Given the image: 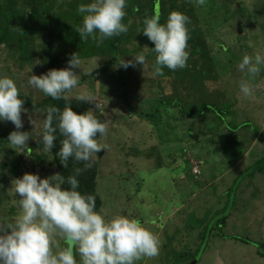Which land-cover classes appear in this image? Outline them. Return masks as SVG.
<instances>
[{
    "label": "rangeland",
    "instance_id": "rangeland-1",
    "mask_svg": "<svg viewBox=\"0 0 264 264\" xmlns=\"http://www.w3.org/2000/svg\"><path fill=\"white\" fill-rule=\"evenodd\" d=\"M27 1L0 0V37H6L0 43V75L16 81L24 100L27 111L21 114L20 131L29 134L27 145L39 139L46 107L38 105L48 98L28 85L29 76L65 68L70 55L77 53L82 60V69L75 70L80 84L69 98L91 91L107 119L108 132L98 138L105 148L95 156L101 210L107 216L119 213L139 219L160 240L159 255L136 264H184L196 258L203 229L221 220L225 212H229L227 219L219 227L227 237L212 235L197 264H264V250L258 246L264 244V166L257 170L264 163V68L250 80L253 94L247 97L239 85L248 77L237 69L245 54L264 55V0H232L247 9L246 27L240 32L232 16L224 26H217L223 18L222 3L208 6L218 23L215 29L213 25L206 32L203 29L215 66L207 70V76L201 59L196 64L188 59L185 68H164V75L155 78L140 65L119 66L122 58L131 60L142 51L150 65L154 62L155 55L143 48L151 49L154 44L138 33L152 0H127L123 23L128 32L99 46L91 37L81 40L76 31L82 24L78 5L91 0H37L40 15L31 14ZM222 1L228 4L229 0ZM193 6L201 23L207 14L205 5ZM233 8L234 4L229 5L236 18ZM49 44L50 56L45 53ZM90 108L95 110L94 103ZM182 112L200 116L184 119ZM14 130L11 122H0V137L6 144L0 145L3 161L11 149H17L7 139ZM258 131L263 136L253 143ZM191 154L203 164L200 177L191 174ZM243 154L250 157L243 160ZM225 163L231 164L229 170L221 168ZM30 168L22 164L21 176L26 172L41 178L53 175L48 166L46 174L39 167ZM13 171L4 168L9 198L2 205L13 208L5 224L20 213L19 197L12 186L18 177ZM244 174L249 176L243 179ZM230 188L234 199L228 196ZM230 236L247 238L249 243L228 239ZM56 242L67 246L62 237L57 236ZM74 254L80 264L78 253Z\"/></svg>",
    "mask_w": 264,
    "mask_h": 264
},
{
    "label": "clouds",
    "instance_id": "clouds-1",
    "mask_svg": "<svg viewBox=\"0 0 264 264\" xmlns=\"http://www.w3.org/2000/svg\"><path fill=\"white\" fill-rule=\"evenodd\" d=\"M203 6L207 0H193ZM127 0H91L78 5L77 12L82 16V24L76 28L81 40L91 37L97 46L104 40L121 33H127L123 23L126 16ZM190 18L182 12L172 11L164 23L159 14L143 19L142 32L153 48L144 46L145 51L155 54L150 65L142 51L131 60L119 61V66L127 69L142 66L144 71L151 70L155 78L164 75V68L183 69L189 58L188 40L190 39ZM82 60L77 53L70 55L67 66L49 69L41 75H31L28 85L39 89L45 96L54 100H69V94L80 84L76 69H82ZM264 68V55L245 54L237 64V69L248 79L239 85L244 96L253 94L250 80ZM31 71V70H30ZM78 101L94 103L93 109L77 113L66 103L63 110L49 106L43 122L41 137L43 149L51 152L55 146L56 133L64 137L57 153L64 168L70 158L84 162L83 169L77 168L74 175L65 179L60 173L47 178L39 174L24 173L12 181L14 194L18 195L16 204L19 215L7 224L0 223V264H136L142 258L159 255L158 235L146 227L139 219L129 215L107 216L96 210V197L81 193L77 177L92 167L93 158L104 150L98 142L99 136L108 132V126L101 122L96 113L103 114L104 108L97 103L91 91L79 92ZM24 100L16 81L0 75V122L9 121L14 131L9 133L8 144L21 151L27 146L29 134L19 131L23 128L21 119ZM34 124V121H31ZM67 184V187H62ZM67 241L60 247L56 237Z\"/></svg>",
    "mask_w": 264,
    "mask_h": 264
},
{
    "label": "trees",
    "instance_id": "trees-1",
    "mask_svg": "<svg viewBox=\"0 0 264 264\" xmlns=\"http://www.w3.org/2000/svg\"><path fill=\"white\" fill-rule=\"evenodd\" d=\"M36 1L37 0H28L25 3V5H27L26 7L30 9L32 15H40V13H39L40 10L38 9V4ZM220 3H222L224 9L222 8V11H223L222 21L218 23L217 21H214L216 19V16H214V12L211 11L212 8L209 9L208 6L212 5V4L217 5ZM232 4H234L233 12L235 13L236 18L234 17V15H232V11L229 10V5H232ZM193 5H194L193 0H152L151 4H150V9L148 11V16H151L153 14H159L160 22L164 23L170 12L179 11V12L184 13L185 15H187L190 18L191 23L188 25L189 35H190V39L188 40V51H189V58L188 59L190 60V62L192 64L197 63V61H195L196 59H201L203 61L204 71H206V76H207V70L212 71L213 67H215V66L213 65L214 62L210 58V55H212V54L210 53V51L208 49L209 45H208L207 39L205 37L204 30L206 32V30L208 29L207 27L208 26L211 27L212 25H213L214 29L219 25L222 27V26H224V23L229 22V18L232 16L237 21L236 22V29L238 30V32L244 31V28L246 27V17L244 15V13H245L244 10H247V9L245 7L239 8L240 4L234 3V2H232V0H229L228 4L226 1L215 2V0H207V3L205 4V8H204V6H202L205 9V12H207V14H205V19L203 20V17H202L201 23H199L197 20V16L194 12V11H196V9L194 8ZM156 8H158V9L156 10ZM188 8H192V9H190V11H188ZM48 10H49V8L45 9V11H48ZM215 23H218V25L216 27H214ZM9 24L12 25L11 22H9ZM113 37H116L118 39V37H122V34H121V36H113ZM5 38L6 37H4V36L0 37V43H3L4 42L3 40H5ZM48 47H49V49L46 50L45 53L50 56L53 54L52 45L49 44ZM152 55H155V54L152 53ZM197 56L200 58H198ZM202 57H205V59ZM207 63H208V65H207ZM66 103L70 104L71 107L73 108V110L76 111L77 113L87 111L91 107V103L81 102V101H78L77 99L69 98V100L66 102L63 99L54 100L51 97H48L46 100H44L42 102V104H39L38 106H45L46 110L49 106H55V107L63 110ZM33 109H36V108L34 107ZM181 114H182V117L184 119L185 118H187V119L195 118L196 119V117L200 116V114H194V115L188 116L183 112ZM45 115H46V113H45ZM96 115H97V118L101 122H105L107 124V119H106L105 115H103V114H96ZM44 118H45V116H44ZM43 122H44V119H43ZM42 132H43V125H42ZM42 132H41L40 136L42 135ZM2 136L5 138V134H3ZM40 136H39V139H33L32 142L29 143L22 151L20 149H14V148L11 149L10 154H6V156H7V157H5L6 161H3L2 156L0 154V223L5 224V219L8 217L9 213L13 211L12 210L13 208L7 209L6 207L4 208L2 205L3 202H5V200H7V202H8V198H9L8 195L7 196L5 195V188H4V185H5L4 168L5 167H11V169L14 170L13 173L15 175H17V177L19 178V177H21L20 166L22 164L24 166L31 167L30 169H35V167H39L40 171L44 172L45 174L47 173V170L45 169V167L48 166L49 169H51V173H53V175L56 173H60L61 175H63L65 177V179H67V177L70 175H74L75 170L77 168L83 169V167H84V162L75 161L72 158H70L68 161V167L67 168L63 167L57 153L59 152V149L61 147V141L64 139V137H62L58 131L56 133V137H57L56 141L54 142L55 146L51 149V152L44 151L43 143H42ZM99 137L100 136L98 134L97 139ZM2 143H3V147H4L6 145L5 140L3 141V138L1 139V137H0V145ZM0 153L4 154L3 148L0 149ZM193 161L197 162L199 164L200 169H201V164H200L201 162H199V160H196V159L190 160V169H192V165L194 163ZM259 165H261V166L259 168H257V170L261 169V167L264 166V163H260ZM201 174H202V172H201ZM248 174L242 175V176H245L243 179H245L246 177H248L250 175V174L249 175ZM98 177H99L98 161L94 157L92 167L90 169H88L87 171L82 172L77 177V179L80 182V187L78 190L84 194L94 195L96 197V210L101 211V208L103 206V201H102V199L98 193V190H97ZM67 186L68 185L65 184L62 187H67ZM229 190H230V192H229L228 196L230 198V195H232V189L230 188ZM234 197H233V199H234ZM226 219H227L226 217L222 218L221 220H218L216 222V224H214L215 226H217V229L214 228L215 226H212V229L210 232V237H209L207 245L209 244L210 238L213 237L212 235H215L216 237H220V238H226L227 237L226 235L221 234V230L219 227V224L220 223L223 224L226 221ZM207 225L203 229V233L200 235V242L201 243H200L199 247L202 246L204 238L206 236V232H207V229L209 226V225L208 226ZM228 239H232V240L239 241L241 243H246V244L249 243V239H247V238H239L236 236H230V237H228ZM258 246L264 250V244H260ZM206 248H207V246H206ZM204 252H205V250H204ZM194 259L195 258L192 257L191 260L185 261L184 264H189Z\"/></svg>",
    "mask_w": 264,
    "mask_h": 264
},
{
    "label": "water",
    "instance_id": "water-1",
    "mask_svg": "<svg viewBox=\"0 0 264 264\" xmlns=\"http://www.w3.org/2000/svg\"><path fill=\"white\" fill-rule=\"evenodd\" d=\"M233 193H234V190H233ZM233 193H232V198H231V199H233V197H234ZM228 213H229V212H225L224 215L221 216L220 218H225V217H227ZM217 221H218V220L216 219L215 222H212V224H210V225L208 226V229H207V232H206V236H205V238H204L203 244H202V246H201V248H200V250H199V252H198L196 258H195L191 263H189V264H197L198 261L201 259V256L203 255L204 250H205V248H206V246H207V243H208V240H209V237H210V232H211L212 226H214L213 224H216Z\"/></svg>",
    "mask_w": 264,
    "mask_h": 264
},
{
    "label": "crops",
    "instance_id": "crops-1",
    "mask_svg": "<svg viewBox=\"0 0 264 264\" xmlns=\"http://www.w3.org/2000/svg\"><path fill=\"white\" fill-rule=\"evenodd\" d=\"M263 136V133H261L260 131H258L257 133H256V135H255V137H254V139H253V143H255L256 142V140H257V138L258 137H262ZM200 139V138H199ZM199 139H198V141H199ZM233 140V139H232ZM238 140H239V138H238ZM232 144H236V143H232ZM235 146V145H234ZM193 154H195V153H193ZM193 154H191V155H189L190 156V159L189 160H191V159H196V160H198V158H196ZM232 154H233V151L231 152V153H229V155H231L232 156ZM250 157V154H243L242 155V158H243V160L245 159V158H247V157ZM200 162V161H199ZM254 162V161H253ZM235 163V162H234ZM234 163H232V164H234ZM201 164V166L203 165L202 164V162L200 163ZM241 164V162L240 163H238V165H240ZM228 165H231V164H228ZM227 165V163H225L223 166H221V168L222 169H227V170H229L231 167H227L228 166ZM236 165H237V162H236V164H235V166L234 167H236ZM181 168V166L177 169V170H179ZM213 168V170L215 169V166H213V167H211V169Z\"/></svg>",
    "mask_w": 264,
    "mask_h": 264
},
{
    "label": "built area",
    "instance_id": "built-area-1",
    "mask_svg": "<svg viewBox=\"0 0 264 264\" xmlns=\"http://www.w3.org/2000/svg\"><path fill=\"white\" fill-rule=\"evenodd\" d=\"M191 174L194 176V177H200L202 174H201V170H200V167H199V164L197 162H194L193 165H192V169H191Z\"/></svg>",
    "mask_w": 264,
    "mask_h": 264
}]
</instances>
